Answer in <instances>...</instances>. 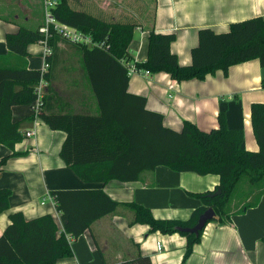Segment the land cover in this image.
Masks as SVG:
<instances>
[{"label":"crops","instance_id":"1","mask_svg":"<svg viewBox=\"0 0 264 264\" xmlns=\"http://www.w3.org/2000/svg\"><path fill=\"white\" fill-rule=\"evenodd\" d=\"M68 3L73 10L106 22L138 24L128 49L131 65L148 60L151 30L175 34L172 52L180 65L190 66L201 29L210 28L223 34L229 32L233 23L264 18V0H68ZM26 17L21 23L13 21L11 14L0 15V68L41 69L44 58L39 43L28 48L26 58L12 54L7 46V35L27 27ZM41 24L42 20L34 30ZM58 48L59 59L49 86L62 102L55 100L51 110L62 111L63 103H67L68 112L96 115L98 104L80 51L62 41ZM263 81L264 67L259 60H252L232 66L227 75L220 70L203 81L177 82L165 72L149 76L136 73L130 76L129 92L145 97L148 109L163 115L165 127L177 132L186 121L202 131L218 129L219 115L224 113L230 129L243 130V149L257 152L260 147L251 108L256 103L264 104ZM11 117L20 124L23 139L14 150L6 146L0 149V190L12 191L10 209L0 216V237L15 213H22L27 220L51 215L62 231L63 222L56 205L50 201L42 205L47 194L101 189L119 203L117 210L74 239L73 257L58 264H118L139 255L150 257L152 264H264V180L256 185L242 181L230 206L229 220L224 224L209 222L201 241L186 258V237L179 233H150L149 226L133 224L134 211L128 205L149 208L156 219L188 221L203 205L198 195L218 188V175L177 173L159 167L142 174L138 182L87 184L60 156L67 139L64 131H54L36 119L33 105L14 106ZM30 131L36 134L28 137ZM159 244L163 247L161 251Z\"/></svg>","mask_w":264,"mask_h":264},{"label":"trees","instance_id":"2","mask_svg":"<svg viewBox=\"0 0 264 264\" xmlns=\"http://www.w3.org/2000/svg\"><path fill=\"white\" fill-rule=\"evenodd\" d=\"M57 2L52 12L60 23L91 36L103 46L89 48L70 44L80 51L99 111L96 115H77L66 110L67 103H63L62 111L51 110L55 100L62 102L49 86L59 59L58 44L64 41L54 37L50 41L54 50L49 59L51 67L44 75L47 87L40 120L52 130L67 134L60 156L87 184L138 182L142 174L159 167H168L177 173L218 175V188L198 195L203 205L188 221L156 219L149 208L128 205L134 211L133 224L149 226L150 233H179L186 237V258L190 257L202 233L197 236L179 229L195 227L200 216L211 208L216 212L213 221L226 223L239 184L248 180L256 185L264 180V104L256 103L251 108L252 125L260 147L257 152L243 149V130L230 129L224 113L219 115V128L210 132L189 121L180 132L167 128L164 116L150 111L145 97L129 92L128 65L132 58L128 49L138 24L106 22L73 10L68 0ZM148 37V60L137 64L138 70L152 74L165 72L177 82L203 81L220 70L227 75L232 66L252 60H259L264 67V18L233 23L229 32L223 34L210 28L201 29L190 66L180 65L172 52L175 34L151 30ZM43 39L40 27L37 30L21 27L16 34L7 35V46L12 54L26 58L28 48ZM41 76L40 70L26 67L0 68V149L6 146L14 150L22 141L20 124L12 121V108L34 104ZM218 190L222 194L210 198ZM11 197V190H0V216L10 209ZM53 197L63 230L51 215L33 220H27L22 213L11 215V224L0 237V264H58L72 258L71 240L78 239L119 206L101 189L59 191ZM118 264H152V261L148 256L139 255Z\"/></svg>","mask_w":264,"mask_h":264},{"label":"built area","instance_id":"3","mask_svg":"<svg viewBox=\"0 0 264 264\" xmlns=\"http://www.w3.org/2000/svg\"><path fill=\"white\" fill-rule=\"evenodd\" d=\"M57 3V0H45V20L40 26V33H42L44 39L40 41L39 44L43 48L44 62L40 69L42 73L41 80L36 88L37 99L33 104V111L36 119H40L39 114L44 106V97L46 95L47 87V82L44 75L49 71L51 67L49 59L53 56L54 53L50 41L54 37H59L69 44L80 45L89 48H103L102 44L95 42L91 36L80 32L76 28L60 23L52 12L53 9L56 7ZM136 73H142L144 76L150 75L149 71L140 72L136 65H128L129 76L134 75ZM35 134V131H30L27 133V136L32 137ZM48 201H50V203H52L53 205H56L55 198L51 194H47L46 200L42 202V205L45 206ZM72 241L73 240H71V242ZM162 249V245L159 244L158 250L161 251Z\"/></svg>","mask_w":264,"mask_h":264},{"label":"rangeland","instance_id":"4","mask_svg":"<svg viewBox=\"0 0 264 264\" xmlns=\"http://www.w3.org/2000/svg\"><path fill=\"white\" fill-rule=\"evenodd\" d=\"M9 14H11L13 21H19L21 23H24V19L27 16L26 18L29 21L26 24V28L34 30L40 20H42V24L45 20V0H0V15L7 16ZM238 193L236 192V197Z\"/></svg>","mask_w":264,"mask_h":264},{"label":"water","instance_id":"5","mask_svg":"<svg viewBox=\"0 0 264 264\" xmlns=\"http://www.w3.org/2000/svg\"><path fill=\"white\" fill-rule=\"evenodd\" d=\"M222 194L221 190L210 195V198H214L220 196ZM216 218V212L214 209L207 210L204 214H202L198 220V223L195 227L189 229H179L180 232L192 234V235H200L206 228L207 224L213 221Z\"/></svg>","mask_w":264,"mask_h":264}]
</instances>
